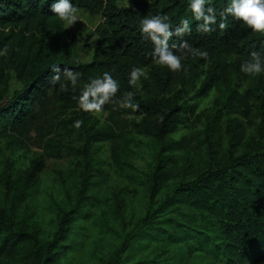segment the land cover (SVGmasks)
Returning a JSON list of instances; mask_svg holds the SVG:
<instances>
[{
    "label": "trees",
    "instance_id": "16d2710c",
    "mask_svg": "<svg viewBox=\"0 0 264 264\" xmlns=\"http://www.w3.org/2000/svg\"><path fill=\"white\" fill-rule=\"evenodd\" d=\"M54 2L0 0V51L8 48L0 56V145L11 150L50 99L78 106L73 96L105 71L120 84L116 99L134 92L140 108L105 105L111 115L132 117L129 132H116L115 120L97 125L79 109L83 147L55 192L40 189L42 159L19 170L13 151L3 158L0 264H261L264 73L250 76L240 67L253 50L264 58V35L231 17L226 30L213 25L215 31L202 33L190 0H71L100 19L91 58L82 62L50 11ZM229 2L212 0L218 21ZM156 15H167L173 29L189 19L191 32L169 45L185 39L208 58L189 56L182 61L187 71L179 72L155 64L141 21ZM53 66L81 73L75 90L50 85ZM134 66L146 68L149 78L131 87ZM9 76L19 85L11 94ZM210 94L213 105L200 109ZM106 144L109 156L101 150ZM66 149L72 147L49 156L63 159ZM130 154L145 157V166L134 165Z\"/></svg>",
    "mask_w": 264,
    "mask_h": 264
},
{
    "label": "clouds",
    "instance_id": "9594fccd",
    "mask_svg": "<svg viewBox=\"0 0 264 264\" xmlns=\"http://www.w3.org/2000/svg\"><path fill=\"white\" fill-rule=\"evenodd\" d=\"M189 7L194 19L201 22L197 23L196 28L202 33L215 31L213 25H216L219 30H226L228 28L227 20L231 17L246 25L251 32L264 35V0H230L228 6L220 11L219 21L212 0H190ZM50 11L70 27L78 21L79 10L71 0H58V2L55 0ZM190 25L189 19L181 18L179 26L173 29L167 15L145 17L141 21V33L153 45L150 55L155 64L167 67L170 71L179 72L187 71L182 61L189 56L208 58L207 51L194 48L185 39L169 45V41L174 36L183 37L186 33H190L192 30ZM7 54L8 48L5 46L0 51V56ZM240 71L250 76L264 73V58L258 51H251L250 58L241 64ZM51 72L49 83L53 88L58 85L59 91H66L69 83L75 90L81 78V73L67 67L53 66ZM142 77L149 78L146 68L134 66L130 72L129 86L135 87ZM119 92V82L113 78L110 72L105 71L102 77L93 78L89 83L84 84L79 96H73V99L77 101L78 108L85 113H101L104 106L109 103L118 106L119 109H131L133 112H137L140 105L134 102L135 93L126 91L119 99H116ZM83 123V120L78 119L74 121L73 127L79 129Z\"/></svg>",
    "mask_w": 264,
    "mask_h": 264
},
{
    "label": "rangeland",
    "instance_id": "374dc122",
    "mask_svg": "<svg viewBox=\"0 0 264 264\" xmlns=\"http://www.w3.org/2000/svg\"><path fill=\"white\" fill-rule=\"evenodd\" d=\"M99 22V17L90 16L81 10L78 11V21L71 27L62 21L63 28L74 39L78 57L82 62H88L91 58L92 48L96 41L94 30ZM8 85L9 94L19 89V85L13 77H8ZM171 92H174V86L171 87ZM214 99V94L202 98L199 108H210L213 105ZM69 104L59 103L54 99H50L46 104L37 108L35 123L29 126V129L22 137H19V142L12 145L11 150L9 145H0V165L3 158L9 155L11 151H13L12 157L15 158L14 169L24 170L28 167L31 159L40 158L43 163V168L39 174L40 189H44L47 192H55L60 183L58 176L66 177V170L75 165L74 163L79 159L78 150L83 147V141L77 137L78 130L73 127L75 115L78 113L79 108L76 105ZM89 115L92 120L96 119L97 125L106 126L111 123L113 124V120H115L116 122L113 124V127L116 132L120 130L129 132L127 122L132 120L130 116L111 115L105 106L103 112L98 114L89 113ZM234 126L230 125L224 129L231 132ZM183 133L184 131H181L178 135ZM129 136L135 137L131 134ZM135 143L139 145L137 140H135ZM62 145L72 147L71 150L66 149L62 153L64 155L63 159L56 160L49 156V153H52V151L61 150ZM131 148L135 150L140 149L134 143L131 144ZM101 150L106 156H109L112 146L106 144ZM130 156L134 165L138 167L145 166V157L138 158L134 154H130ZM261 264H264V261Z\"/></svg>",
    "mask_w": 264,
    "mask_h": 264
}]
</instances>
